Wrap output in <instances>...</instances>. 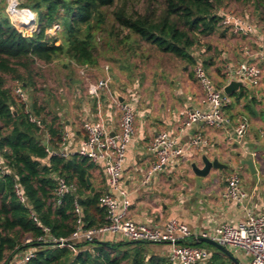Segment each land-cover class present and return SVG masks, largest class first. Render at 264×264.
Segmentation results:
<instances>
[{"label": "trees", "instance_id": "16d2710c", "mask_svg": "<svg viewBox=\"0 0 264 264\" xmlns=\"http://www.w3.org/2000/svg\"><path fill=\"white\" fill-rule=\"evenodd\" d=\"M226 1L145 0L140 12L133 0H22V6L37 15L38 31L31 36L19 32L4 7L0 8V155L8 171L0 174V264H10L17 253L30 247L36 251L27 264H171L168 258L151 253L148 243L70 240L79 219L85 230L107 223L99 203L105 193H91L93 184L87 182L98 167L77 153L68 157L53 154L63 142L64 123L59 113L43 98L33 97L28 106L20 102L7 77L27 91L35 87L39 63L66 59L97 67L101 42L126 58L143 59V50L150 48L193 68L200 59L207 69L210 62L201 58L202 53L196 57L192 49L216 33L221 21L216 11ZM256 4L264 8V0H256ZM55 24L61 30L50 35L47 31ZM243 95L244 90L238 97ZM59 177L75 185L76 191L58 204ZM17 186L25 203L17 196ZM46 236L65 240L73 248L53 247L40 240ZM28 238L30 242L25 244ZM220 254L214 253L208 263L228 264Z\"/></svg>", "mask_w": 264, "mask_h": 264}, {"label": "crops", "instance_id": "0c3cea01", "mask_svg": "<svg viewBox=\"0 0 264 264\" xmlns=\"http://www.w3.org/2000/svg\"><path fill=\"white\" fill-rule=\"evenodd\" d=\"M219 37L220 45L207 54L212 55L209 67L211 74H208L216 87L223 89L228 84L230 78L225 73L228 64L237 65L248 58L258 61L264 71V30L259 25L257 32L250 37L222 31ZM189 69L191 67L187 69V65L180 64L172 68L174 74L164 93L155 87H163L165 79L145 83L150 87L142 93L138 81L132 87L117 90L132 106L135 116V134L128 145L123 163L122 188L127 192L130 202L128 217L133 221L164 231L169 220H176L186 225L193 237H198L210 233L223 223L237 225L249 213L264 211V76L258 89L241 88L230 96L232 103L227 113L234 124L225 129H215L200 124L186 125L187 110L201 107L202 97V89L194 74H189ZM115 82L121 84L117 78ZM83 84L81 81L74 86L73 97L78 101L77 107L62 112L67 115L63 122L67 139L65 150L70 155L77 152L86 136L84 121L102 115L110 130L116 129L119 121L118 105L114 98L116 89L109 84L98 103L83 91ZM242 90L244 95L238 97ZM63 92L60 90V93ZM240 116L246 117L249 123L248 132L241 140L236 138L234 132V125ZM161 132L176 137L181 147H186L197 136H202L206 144H200L187 152L179 162L169 165L144 184V176L154 160L149 145ZM203 154L218 159L228 168L213 170L205 178L197 177L190 163L202 165ZM246 160H252V171L244 163ZM97 167L91 184L95 190L107 194L110 192L107 178L104 170ZM234 172L240 175L243 190L247 194L242 204L227 201L223 197L225 180ZM115 195L122 200L120 195ZM102 240L125 241L113 235L105 236ZM149 248L154 251L153 254L168 258L167 244H149ZM233 255L241 263L247 264L248 257L242 251H233Z\"/></svg>", "mask_w": 264, "mask_h": 264}, {"label": "built area", "instance_id": "2783aa9c", "mask_svg": "<svg viewBox=\"0 0 264 264\" xmlns=\"http://www.w3.org/2000/svg\"><path fill=\"white\" fill-rule=\"evenodd\" d=\"M4 7L11 23L24 36H31L38 31V20L35 12L22 6V0H0V8ZM221 24L237 36L250 37L257 32V25L248 17H238L232 14L217 13ZM60 25L55 24L48 32H58ZM245 52V47L242 48ZM87 68V66L85 67ZM194 76L202 89L201 107L191 108L185 114L186 125L200 124L215 129H225L232 126L233 121L227 113L232 100L224 90L213 83L202 60L198 59L194 68ZM225 73L229 78H243L252 89L260 87L264 71L256 60L248 58L237 65H226ZM82 75H85L82 72ZM109 80L91 81L85 76L84 85L88 95L98 103L104 91L108 90ZM15 94L19 101L28 106L29 96L26 90L16 87ZM118 105L119 121L116 129L110 130L102 115L96 119H88L83 123L86 133L77 154L89 159L100 166L105 173L110 192L104 194L100 200V207L106 213L107 223L94 229H83L82 221L78 220V227L70 238L71 241L94 242L103 241L108 235L121 237L127 242L142 241L150 244H167L169 246L168 259L171 264H200L206 263L212 257L210 250L205 246L182 244L181 241L193 237L189 228L176 221L169 220L164 231L149 224L137 223L128 217L130 202L127 192L122 188L123 163L129 143L135 134V116L132 106L124 98ZM32 121H36L32 119ZM39 123V122H38ZM249 123L246 117L240 116L234 125L235 136L243 139L248 132ZM61 148L55 153L58 156L68 157L70 153L65 150L66 135H63ZM200 144H206L202 136L195 137L186 147H181L176 137L166 132L158 133L149 145V152L154 158L147 170L143 183H149L153 176L163 172L169 165L179 162L187 152H191ZM3 159L0 155V174L6 175ZM76 191V186L66 182L64 178H57L56 202ZM19 200L25 203L22 191L16 187ZM115 194L120 195L119 200ZM223 197L227 201L242 204L247 194L243 190L241 177L237 173L230 174L225 180ZM76 212L80 215V208L76 206ZM34 221L38 222L35 217ZM48 233V229H44ZM201 237L211 238L229 250L242 251L248 257L247 264H264V211L256 214L249 213L245 220L237 225L223 223L214 228L210 233H204ZM53 244V247L72 245L65 240H56L50 236L43 239ZM36 249L23 251L18 257H14L12 264H27L35 256Z\"/></svg>", "mask_w": 264, "mask_h": 264}, {"label": "rangeland", "instance_id": "374dc122", "mask_svg": "<svg viewBox=\"0 0 264 264\" xmlns=\"http://www.w3.org/2000/svg\"><path fill=\"white\" fill-rule=\"evenodd\" d=\"M135 2V9L142 12L145 8V0H133ZM222 12L224 14H232L238 17H248V19L254 21L256 25H259L262 30H264V8L257 7L256 0H227L222 8L216 11V14ZM228 32L230 35H234L228 28L224 27L221 24V21L218 25V29L216 33L204 37L202 40V45L194 47L192 49L193 53L196 57L200 56L202 59L211 62L210 57L211 54L207 56L209 52L213 50L214 47L220 45L221 39L219 37V32ZM50 35H56L57 32H48ZM59 44V43H58ZM210 47L209 50L206 49ZM111 47L105 45L101 42L100 53L101 57L99 59V64L97 67H87L79 66L75 63H70L66 59H62L59 61H55L51 64H43L39 63L36 67V73H38V77L35 79V87L28 88L27 93L29 96V103H31V99L33 97L43 98L47 100L49 104L59 113L62 121L64 122L67 119V115L62 114V112L66 111V109L76 108L78 101L74 100V86L80 84L81 81L84 83L85 76L89 77L91 81H99L100 79L109 80L108 85L111 84V88L117 90H122V88H128L134 86V83L138 81L140 83V91L141 93L146 92L147 87L145 83H149L151 80L157 79L158 81L165 79L166 82H163V87H155L161 93L165 92V89L169 87L170 79L173 77L171 69L176 68L177 64L186 65L181 60L175 59L172 56L163 55L158 53L157 51L146 48L143 50L145 57L143 59H134L131 57H127L121 51L110 50ZM204 52L203 54V51ZM208 52V53H207ZM115 61V60H117ZM69 63V66H65ZM122 63V64H121ZM137 65V67L135 66ZM210 63L208 68L206 69L209 74L210 72ZM124 66V68H121ZM262 66V65H261ZM190 66H187V69ZM263 68V67H262ZM189 74H194L193 67L189 69ZM82 72L85 75H82ZM113 75L121 80V84L116 83V78ZM210 76V75H209ZM189 77V75H187ZM8 84L12 87H16V82H14L10 76L7 77ZM199 84V83H198ZM152 88V87H151ZM256 87L254 89H258ZM60 90H63V93H60ZM83 91L88 95L87 89L83 84ZM149 92V91H148ZM89 96V95H88ZM70 115V113H69ZM70 117V116H69ZM30 239H26L25 244H29ZM212 256L214 253H219L213 247L206 246ZM35 249L28 248L24 251ZM150 252L154 251L149 248ZM23 251L17 253L15 256L18 257L21 255ZM233 254V251H231ZM221 255V254H220ZM222 257V256H221ZM212 258V257H211ZM211 258L209 261H211ZM229 264L227 257H222ZM14 260L10 262L12 264ZM200 264H205L201 262ZM209 264V263H207Z\"/></svg>", "mask_w": 264, "mask_h": 264}, {"label": "water", "instance_id": "95a60500", "mask_svg": "<svg viewBox=\"0 0 264 264\" xmlns=\"http://www.w3.org/2000/svg\"><path fill=\"white\" fill-rule=\"evenodd\" d=\"M241 88H251V86L249 85V83L247 81H245L243 78H239L237 79L236 77H231L228 84L223 88L224 92L229 95L232 96L236 91L240 90ZM115 96L118 98L119 102H123L124 99L118 94L115 93ZM46 145V143H45ZM244 163L246 165H248V167L250 168V170H253V162L252 160H246L244 161ZM201 164L197 162H191L190 163V168L192 170V172L194 173V175H196L197 177H201V178H205L207 176L210 175V173L213 170H223V169H227L228 165L222 164L218 159L214 158L211 159L210 157H208V155L203 154L201 155ZM87 182L89 185H91V181L89 178H87ZM95 189L94 187L91 188V193H94ZM81 203V199H78V204ZM99 243L105 244V241H98ZM196 243V244H205L207 246L213 247L216 250H218L220 253H222L225 257H227V259L229 261H231L234 264H243L240 261H238L234 255L230 252V250L226 247H224L223 245H221L220 243H218L217 241L211 239V238H207V237H191L189 239H185L182 240L181 243L185 244V243ZM133 243H147V242H142V241H136ZM150 244V243H148Z\"/></svg>", "mask_w": 264, "mask_h": 264}]
</instances>
